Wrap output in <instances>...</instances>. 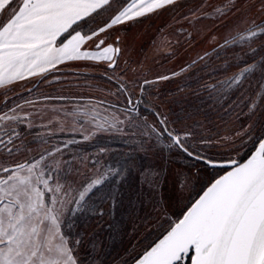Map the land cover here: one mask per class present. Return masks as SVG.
I'll return each mask as SVG.
<instances>
[{"label": "snow or ice", "instance_id": "1", "mask_svg": "<svg viewBox=\"0 0 264 264\" xmlns=\"http://www.w3.org/2000/svg\"><path fill=\"white\" fill-rule=\"evenodd\" d=\"M189 2L0 0V264H264V0ZM164 12L210 21L198 33L211 48L180 69L197 83L210 69L206 96L178 112L154 91L177 73L136 55V26ZM155 50L176 54L167 41ZM213 59L236 70L211 82ZM82 65L103 66L114 87L74 92L94 87ZM236 92L239 130L226 119ZM137 152L157 163L143 168ZM133 172L147 188L125 201Z\"/></svg>", "mask_w": 264, "mask_h": 264}, {"label": "rangeland", "instance_id": "2", "mask_svg": "<svg viewBox=\"0 0 264 264\" xmlns=\"http://www.w3.org/2000/svg\"><path fill=\"white\" fill-rule=\"evenodd\" d=\"M198 3H200V0H190L187 6L192 7ZM204 3L214 4L216 3V0H204ZM209 23L210 21L208 20L188 23L180 20L178 16L174 18L172 12H164L157 17H151L148 20H144L141 24L136 26L137 30L141 33L137 42L136 53L140 61L144 63L152 73L169 76L172 72L177 73L174 77L170 76L168 81L159 82L154 89V91H159V102L163 104L166 109L171 108L173 111L178 112L182 106L186 107L188 103H199L193 93L206 96V93H199V88L201 84L209 82V77L205 75V73L210 71V69H201L200 72L196 73L197 76L203 77L199 83L195 81V78L190 74L189 69H185L184 72H181L180 69L184 68L185 63H187L190 59H195L197 54L202 55L204 50H209L211 48V44L206 42V38L202 34L198 33L199 29ZM165 24H167V26H165ZM181 28H183L184 31H180ZM189 32L192 33V37L188 36ZM164 41H167L171 50L176 53L174 56L168 55L167 50H162L161 52H157L155 50L156 46ZM203 63L204 61H199L197 68H199ZM211 64L217 69V71L213 73L214 79L211 82L221 81L226 75H229L236 70L233 67L225 72L224 64L221 60L213 59ZM75 70V66H69L68 69L62 70V74L64 77H68L69 79H75L72 75ZM80 70L91 73V75L87 77H80V83L83 84L88 82L93 84L94 87L74 89V92L80 91L85 94H91L99 99L106 94L107 89L114 87L113 84L105 78V68L103 66L90 68L82 65ZM57 75H61V73H57ZM148 78L152 79V76L150 75ZM257 80L258 77L251 78L250 87L249 82H246L245 87L247 91L245 96H250L253 92H259ZM28 87H31V85H24V88ZM56 87H62V85H56ZM177 89H179V91ZM40 90L45 92L51 91L43 86H41ZM17 91L23 92V89L18 88ZM9 95L12 94L10 93ZM24 98L29 97L25 96ZM256 99L258 100V95ZM17 102L19 101L17 100ZM229 103L234 105L233 111L226 118L229 121V128L239 130L240 126L247 122L244 115V113H247L248 111V109L244 106L245 100L240 97L239 92H236L232 95ZM85 129L87 130V125H85ZM222 134L231 135V132L229 131ZM74 138L77 140L80 139L78 135ZM121 144L124 145L123 141L118 140L115 143H112L111 146L114 149L121 150ZM249 146L250 145L246 144L242 151L247 152ZM122 150H125V148ZM86 151H91V149L86 148ZM136 159L143 168L154 167L157 163L156 158L151 154V152H137ZM129 182L131 185L135 184V182L137 184L143 183L141 176L135 172H133ZM144 185L147 186L146 184ZM117 213L119 215L121 213V209H117ZM78 222H82V218ZM118 247V250L113 256H116L117 253L123 254V246L121 245Z\"/></svg>", "mask_w": 264, "mask_h": 264}, {"label": "trees", "instance_id": "3", "mask_svg": "<svg viewBox=\"0 0 264 264\" xmlns=\"http://www.w3.org/2000/svg\"><path fill=\"white\" fill-rule=\"evenodd\" d=\"M122 149H124V145L121 144V150ZM142 187L144 189L147 188V186H145L143 183L137 184L136 182H135V184L131 185L130 188L126 186L125 189H124V193L125 194H124V196L122 198L125 201H127L128 196H132L134 198L135 197V193L138 192V191H140L142 189ZM121 212H122V209H121ZM118 246H121V244H120V242L118 240L112 243L111 247L109 248V252L111 253L112 256L118 250V248H119Z\"/></svg>", "mask_w": 264, "mask_h": 264}]
</instances>
